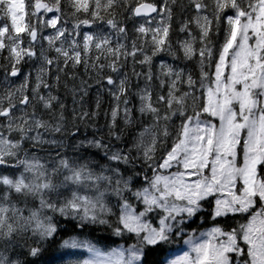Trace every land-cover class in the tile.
Instances as JSON below:
<instances>
[{
	"label": "snow or ice",
	"instance_id": "snow-or-ice-1",
	"mask_svg": "<svg viewBox=\"0 0 264 264\" xmlns=\"http://www.w3.org/2000/svg\"><path fill=\"white\" fill-rule=\"evenodd\" d=\"M0 264H264V0H0Z\"/></svg>",
	"mask_w": 264,
	"mask_h": 264
},
{
	"label": "trees",
	"instance_id": "trees-1",
	"mask_svg": "<svg viewBox=\"0 0 264 264\" xmlns=\"http://www.w3.org/2000/svg\"><path fill=\"white\" fill-rule=\"evenodd\" d=\"M129 67H130V69H129ZM131 67H132V68H131ZM135 67H136V71H140V69H139V65H138V64H137ZM128 69H129V70H128ZM132 69H133V65H132L131 60H129L128 63H127V65H126V67H125L124 69H122V71L127 72L128 75L131 77V75H132ZM108 72H109V70H108ZM109 74H112V73L109 72ZM91 75H92L91 70H90V72H89L88 75H85L84 70H83V71H80V73H79V77H80V78H83L84 80H87L88 82H91V83L93 84L94 82H93L92 80H89V79H88L89 76H91ZM112 75H113V74H112ZM133 83H135V79H134V78H133ZM69 84L71 85V83H69ZM96 89H98V88H94V91H95ZM103 125H104V124H102V126H100V127L103 128Z\"/></svg>",
	"mask_w": 264,
	"mask_h": 264
},
{
	"label": "rangeland",
	"instance_id": "rangeland-1",
	"mask_svg": "<svg viewBox=\"0 0 264 264\" xmlns=\"http://www.w3.org/2000/svg\"><path fill=\"white\" fill-rule=\"evenodd\" d=\"M49 15H51V14H49ZM98 89H99V91H98ZM98 89H96L95 91L96 92L102 91V88H98ZM100 94L104 95L103 92H101ZM103 104L105 107H108V98L107 97H105ZM102 110H105V108L103 106H102ZM102 124H104V119H103V116L101 115V117L99 118V121H98V126L100 127V126H102ZM41 155H43V154L41 153Z\"/></svg>",
	"mask_w": 264,
	"mask_h": 264
},
{
	"label": "flooded vegetation",
	"instance_id": "flooded-vegetation-1",
	"mask_svg": "<svg viewBox=\"0 0 264 264\" xmlns=\"http://www.w3.org/2000/svg\"><path fill=\"white\" fill-rule=\"evenodd\" d=\"M84 110H86V111H95V104L87 103ZM98 121H99V119H98Z\"/></svg>",
	"mask_w": 264,
	"mask_h": 264
}]
</instances>
